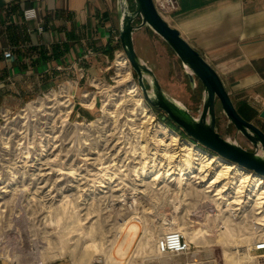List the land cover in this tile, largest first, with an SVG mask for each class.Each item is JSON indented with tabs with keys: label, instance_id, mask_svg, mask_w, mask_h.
<instances>
[{
	"label": "rangeland",
	"instance_id": "obj_1",
	"mask_svg": "<svg viewBox=\"0 0 264 264\" xmlns=\"http://www.w3.org/2000/svg\"><path fill=\"white\" fill-rule=\"evenodd\" d=\"M134 47L137 55L152 68L161 86L195 115L201 85L196 81V87L190 88L179 60L167 45L153 33L139 30L134 33ZM119 49L117 47L114 52L105 79L92 76L85 85L84 70L77 63L74 76L14 109L0 108V186L12 184L0 187V256L17 263L66 258L75 264H121L117 260V250L127 242L121 230L134 223L141 230L127 248V255L123 256L125 264H247L249 245L255 238V224L262 225L264 220L260 219V214L253 215L250 206L244 207L245 202H239L235 208L221 204L223 212L218 213L216 203L219 201L213 195L218 187L206 193L197 192L190 182L183 186L186 191L180 193L176 182H171L172 186L168 184L162 189V207L145 206L141 198L135 199V210L131 211L119 208L120 204L113 199L87 197L103 170L87 164L88 152L92 150L95 153L91 156L99 159L108 156L106 149L99 146L102 128L117 134L122 131L123 151L129 155L134 143L132 133L138 127L149 125L142 121L143 106L139 105L138 93L133 91L134 86L140 91L134 72L130 68L126 79L118 75L123 71L116 64ZM224 88L236 111L264 131L261 121L264 117H260L258 106L247 96H234L230 86ZM91 101L92 105L88 106ZM152 110L155 123H166L162 111ZM216 124L220 134L233 136L231 126L225 129L224 117H219ZM90 138H93V145ZM237 140L249 146L242 137ZM140 163L125 166L127 178ZM152 166L155 176L166 175L165 163L160 166L153 162ZM116 167L109 168L116 172ZM172 168L175 169V165ZM32 179L36 184L44 179L48 181V186L52 187L48 192L54 197L46 199L37 194ZM152 184L144 183L138 188H144L143 193L153 194ZM45 185H38L39 190ZM2 189L9 191L3 193ZM229 193L228 199L232 201ZM160 199L155 195L152 198L154 202ZM137 209L138 214L135 213ZM257 210L255 207L253 211ZM170 229L194 230L197 234L200 229L206 232L204 237L192 241L184 236L189 243L186 254L159 255L155 252V240ZM108 257L111 258L108 260Z\"/></svg>",
	"mask_w": 264,
	"mask_h": 264
},
{
	"label": "crops",
	"instance_id": "obj_2",
	"mask_svg": "<svg viewBox=\"0 0 264 264\" xmlns=\"http://www.w3.org/2000/svg\"><path fill=\"white\" fill-rule=\"evenodd\" d=\"M165 20L224 87L237 98L247 96L259 114L264 110V0H177ZM116 34L114 0H0V108L14 109L74 76L77 63L85 85L92 76L105 79L120 47ZM0 264L11 263L0 258ZM42 264L75 263L58 258Z\"/></svg>",
	"mask_w": 264,
	"mask_h": 264
},
{
	"label": "water",
	"instance_id": "obj_3",
	"mask_svg": "<svg viewBox=\"0 0 264 264\" xmlns=\"http://www.w3.org/2000/svg\"><path fill=\"white\" fill-rule=\"evenodd\" d=\"M120 47L135 74L142 97L153 108L162 111L168 120L201 147L215 155L264 176V132L245 120L235 109L221 79L179 33L157 12L152 0H114ZM153 33L173 52L193 90L198 81L201 97L196 114L167 92L152 68L139 57L134 47V33ZM225 118V129L231 126L233 136L217 130V120ZM264 117V110L260 112ZM242 137L248 147L241 145Z\"/></svg>",
	"mask_w": 264,
	"mask_h": 264
},
{
	"label": "bare ground",
	"instance_id": "obj_4",
	"mask_svg": "<svg viewBox=\"0 0 264 264\" xmlns=\"http://www.w3.org/2000/svg\"><path fill=\"white\" fill-rule=\"evenodd\" d=\"M117 58L118 60L116 61V64L121 66L120 70H123L120 72L121 75H118L126 79L128 78V71L130 69L128 60L125 57ZM134 89L136 91L135 94L138 93V102L140 103L139 105H141L143 99L140 95V91L137 87ZM92 101L88 103V106L92 105ZM82 103L85 104L84 101H82ZM146 110V107L143 106L142 117H144V120L142 121H146L145 123L149 125L146 128L141 126L139 132L142 134L141 138H144L145 135L148 134V139H150L154 147H150V145L146 143L139 145V149L141 150L140 157L143 159L140 163V166L142 167L140 169V166H135L132 171H134L137 177L142 180L141 186L144 185V182L153 181L156 184H159L163 180L165 182V179L170 178V182H176L177 189H179L180 193L186 191V188L183 186L186 185V183L188 185L190 182L193 189L197 192L201 191L206 193L211 191L210 188L218 187L213 194L219 201L216 203L218 213L223 212L221 204H225L226 208H232L235 205H238L239 202H245L244 207L250 206L251 213H253V215L260 214V219L264 220V176L251 173V171L245 170L242 167H237L232 162H229L220 156L210 154L208 151H205L203 147H198L194 142L187 140L186 138L183 141H180L178 132H176L175 129H171L167 123H150L151 117L148 116ZM151 124L152 126H150ZM171 131H173V133ZM146 148L148 152H146ZM150 149H153V152L149 151ZM153 162L159 163L160 166L165 163V166L167 167V169H165L166 175L161 174L155 176V171L153 170L154 167L152 166ZM146 165H149L150 167L146 168ZM173 165H175V169L172 168ZM157 172L160 173L159 171ZM70 173H73V171ZM150 179L151 181H148ZM194 183L198 184L201 188L196 187ZM220 183L222 185H220ZM245 192L246 194H244ZM228 193L233 197L232 201L228 199ZM241 197H243L242 200H240ZM255 207L258 208L256 212L253 211ZM262 223H264V221H262ZM256 224L260 225L261 223ZM140 230L141 228L134 223L128 224V227L125 230H121L123 238L127 240V242L124 243L125 247L117 250V260L118 262L120 261L121 264H125L123 256L127 255V248L134 242L139 235ZM177 231L182 233L183 236H187L190 241H192V239H197L198 237H204L206 232L203 229L199 230V234L194 230L187 229L186 231H183V229ZM110 258L111 257H108V260ZM233 263L235 264V262Z\"/></svg>",
	"mask_w": 264,
	"mask_h": 264
},
{
	"label": "built area",
	"instance_id": "obj_5",
	"mask_svg": "<svg viewBox=\"0 0 264 264\" xmlns=\"http://www.w3.org/2000/svg\"><path fill=\"white\" fill-rule=\"evenodd\" d=\"M155 9L157 12L165 19L166 16L170 15L171 13L175 12L177 10V0H152ZM114 41L118 42L119 38L118 35L116 34L114 36ZM3 58L8 59L11 57V52L8 50H5L2 52ZM118 56L119 57H125L122 49L120 48L118 50ZM136 88V86H134ZM135 91V89L133 90ZM143 99V98H142ZM142 100L141 104L143 105ZM145 102V101H144ZM148 105V106H147ZM145 106V105H143ZM147 106V107H146ZM146 111L148 113V116H150V123L155 124V113H153V107L149 105L146 102ZM143 113V112H142ZM143 114H141L142 116ZM165 123V122H163ZM158 124V122H156ZM139 127L137 130H134L132 133L134 135V143L132 145L131 151L128 154L123 151L124 147V139L122 137L121 132L117 134L116 132H111L110 130L106 128H102L101 131V138L99 142V146L101 149H106L107 152V157L103 159H99L98 156H91L95 152L90 150L88 153L89 155L86 157L87 164L90 166H98L97 169H103L101 173H99L96 177V184L94 188H90V193L92 195H89L90 193L88 192L86 195L89 198L92 197H102V198H107V199H113L115 200L116 204H120L119 208H124L129 211L135 210V205L134 201L141 199L142 204L145 206H153L154 208H160L162 207V200H163V193L162 189L165 185L170 184V178L165 179V182H160L159 184H156L155 182L151 181L153 184L151 185V191H154L153 194H147L143 193L144 188L139 189L138 187H142V180H140L137 175L132 173L130 177H126L125 172V166L128 167L131 164H138L141 162V150L139 149L140 144H148L150 147H154L148 139V134L145 135L144 138H141V133L139 132ZM91 129L89 130L90 133ZM178 137L180 138V141L184 140L185 138L181 137L180 134H178ZM93 138H90L91 144ZM144 142V143H141ZM199 147L197 143H195ZM149 151L153 152V149H150ZM127 156V158H125ZM234 164V163H233ZM236 165V164H234ZM120 167L119 169L116 167L114 172V169L110 170L109 167ZM134 166V165H132ZM237 166V165H236ZM238 167V166H237ZM253 173V172H251ZM33 183H35L34 179ZM125 181V182H124ZM12 182H14L12 180ZM46 183L45 187L39 190V187H42ZM144 183H150V182H144ZM8 185L11 187V183H6V187ZM39 185V187H38ZM5 186H0L1 188ZM35 187L38 192L37 194L41 195V197L50 198L51 194L48 192L52 187L51 185L48 186V181L45 182V179L38 184L35 183ZM165 188V187H164ZM46 189V191H45ZM95 190V191H94ZM9 190L2 189L1 192L5 193L8 192ZM165 192V191H164ZM153 195V196H152ZM161 198L157 202H154L152 198ZM51 197H54L52 195ZM151 198L149 201L148 199ZM146 200V202H145ZM139 210H136V214H138ZM135 219L138 220V217H135ZM261 226L264 225H259L255 224L256 228V233H255V238L252 240L251 244L249 245L248 253H249V262L247 264H264V229L261 228ZM154 248L157 254L159 255H179V254H186L189 250V243L185 240L184 236L177 230L175 229H170L167 230L165 233L161 234L154 243ZM4 258L7 261H9L11 264H42L43 262L41 261H32L29 263H17L16 261L10 260L9 258L6 257H1Z\"/></svg>",
	"mask_w": 264,
	"mask_h": 264
},
{
	"label": "trees",
	"instance_id": "obj_6",
	"mask_svg": "<svg viewBox=\"0 0 264 264\" xmlns=\"http://www.w3.org/2000/svg\"><path fill=\"white\" fill-rule=\"evenodd\" d=\"M134 76H135V74H134ZM164 121H166V123L167 124H169V126L171 127V128H174L175 130H177L178 132H179V134L182 136V137H184V138H187L188 140H190V141H192V142H194V143H196L193 139H191V138H189L187 135H185L177 126H175L174 124H172L167 118H165V119H163ZM199 145V144H198ZM200 146V145H199ZM201 147V146H200ZM203 149H205V148H203ZM206 151H208V152H210V153H212V154H214L213 152H211V151H209V150H207V149H205ZM215 155V154H214Z\"/></svg>",
	"mask_w": 264,
	"mask_h": 264
},
{
	"label": "flooded vegetation",
	"instance_id": "obj_7",
	"mask_svg": "<svg viewBox=\"0 0 264 264\" xmlns=\"http://www.w3.org/2000/svg\"><path fill=\"white\" fill-rule=\"evenodd\" d=\"M163 115L165 116V118H167L165 114H163ZM167 119H168V118H167ZM167 125L169 126V124H167ZM169 127H170V126H169ZM175 131L178 132L177 130H175Z\"/></svg>",
	"mask_w": 264,
	"mask_h": 264
}]
</instances>
